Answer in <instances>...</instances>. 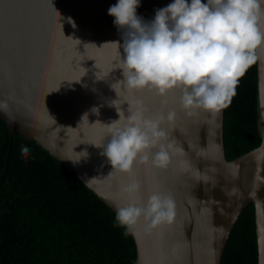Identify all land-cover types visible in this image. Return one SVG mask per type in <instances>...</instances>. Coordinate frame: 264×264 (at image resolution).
Returning <instances> with one entry per match:
<instances>
[{
    "label": "water",
    "instance_id": "1",
    "mask_svg": "<svg viewBox=\"0 0 264 264\" xmlns=\"http://www.w3.org/2000/svg\"><path fill=\"white\" fill-rule=\"evenodd\" d=\"M118 0H0V118L13 135L34 142L109 209L125 205L124 187L140 184L138 202L154 192L175 203L172 224L129 232L134 264H221L231 232L245 208L254 207L257 264H264V46L257 49L256 128L260 145L227 161L224 109L188 116L181 92L164 97L147 88L128 92L118 69L122 30L108 15ZM174 0H140L137 15L151 22ZM206 3L207 0H202ZM190 3V0H189ZM264 6V5H262ZM142 101L145 115L175 112L162 128L184 153L167 168L135 163L132 174L113 172L101 153L107 124ZM116 106H114V105ZM117 108V109H116ZM85 153L87 155H85Z\"/></svg>",
    "mask_w": 264,
    "mask_h": 264
},
{
    "label": "clouds",
    "instance_id": "2",
    "mask_svg": "<svg viewBox=\"0 0 264 264\" xmlns=\"http://www.w3.org/2000/svg\"><path fill=\"white\" fill-rule=\"evenodd\" d=\"M139 5L140 0H118L108 9L123 33V43L115 42L122 49L118 69L123 77L111 85L116 94L114 85L128 92L147 88L161 97L179 89L188 116L200 111L215 116L228 108L241 78L257 63V49L264 46V0H174L147 23L137 15ZM128 111L125 117L117 109L119 119L106 125L107 143L95 145L111 165L108 176H131L137 162L164 169L173 155L184 153L162 128L174 121V111L148 117L142 101ZM21 155L27 158L29 149L22 146ZM123 191L128 202L116 205L115 220L126 228L125 235L134 233L141 218L146 231L173 223L171 196L157 191L146 203L138 202L140 184L135 180Z\"/></svg>",
    "mask_w": 264,
    "mask_h": 264
},
{
    "label": "trees",
    "instance_id": "3",
    "mask_svg": "<svg viewBox=\"0 0 264 264\" xmlns=\"http://www.w3.org/2000/svg\"><path fill=\"white\" fill-rule=\"evenodd\" d=\"M256 83L254 64L224 109L227 161L261 143ZM115 216L73 172L0 118V264H134L135 244ZM221 264H257L253 205L240 214Z\"/></svg>",
    "mask_w": 264,
    "mask_h": 264
}]
</instances>
